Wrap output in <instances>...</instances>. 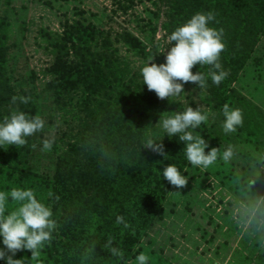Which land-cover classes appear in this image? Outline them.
<instances>
[{"label": "trees", "instance_id": "16d2710c", "mask_svg": "<svg viewBox=\"0 0 264 264\" xmlns=\"http://www.w3.org/2000/svg\"><path fill=\"white\" fill-rule=\"evenodd\" d=\"M141 1L123 0L120 8L127 12ZM153 2L158 9L157 17L162 15L164 19L162 28L168 37L198 12H213L215 20L209 27L224 30L226 48L220 62L229 75L209 94L214 102L209 107L211 110L201 109L207 121L192 130L207 142L216 126L211 123L210 112L219 110L223 114L225 103L232 109L238 108L235 89L228 90L225 86L237 80L249 62L257 66L261 61L254 53L264 35V0ZM11 3L12 0H4L5 5ZM78 15L79 18L67 19L61 31L40 30L45 49L53 57L45 70L49 80L44 90L56 101H63L65 111L71 113L75 122L72 135L67 139L61 137L47 151L51 156L47 171L31 163L37 145L38 150L42 148L40 132L26 137L27 144L23 147L5 146L7 150L0 147V191L9 192L13 187L33 189L37 199L51 208V218L57 222L51 241L45 244L39 257L33 260L31 251L22 250L13 259H23L24 264H135L155 219L162 218L170 196L177 190L163 178L164 168L174 164L182 175L191 179L186 192L204 189L206 181L201 177L205 178L207 172L188 162L185 144L179 141L178 134L169 138L156 125L162 113L182 112L190 105H185L177 96L161 100L154 91H149L141 75L143 66L133 73L129 57H120V49L114 47V42L138 57H146L154 49L147 51L137 36L125 30L113 41L110 30L101 29L84 12ZM15 24L2 13L0 5V123L14 111H23L29 117L37 115V86L24 87L21 83L16 86L10 75V52L16 46L11 42L12 33H16ZM199 71L207 73L208 67L197 64L192 69L193 74ZM32 78L36 79L34 73ZM207 83L208 88L215 86L210 77ZM13 96L30 99L27 104L19 100L13 103ZM68 96L72 97L69 102H75L72 110H67ZM148 134L157 140L165 135L162 143L166 159L143 147ZM246 142L255 144L250 136ZM262 149L251 160L264 166ZM209 151V147L205 149L206 154ZM39 158L42 159L40 154ZM249 186L255 190L253 221L259 224L264 221V187L256 190L259 186L252 183ZM13 206L9 197V210ZM117 215L123 216L129 227L117 225ZM262 226L264 229V222ZM109 237L113 239L112 247L123 251V259L114 257L104 247ZM4 248L0 237V249ZM258 249L264 264V245L258 243ZM0 264H6V260L0 259Z\"/></svg>", "mask_w": 264, "mask_h": 264}, {"label": "rangeland", "instance_id": "374dc122", "mask_svg": "<svg viewBox=\"0 0 264 264\" xmlns=\"http://www.w3.org/2000/svg\"><path fill=\"white\" fill-rule=\"evenodd\" d=\"M153 1L142 0L124 12L120 8L123 0H12L9 6L0 0L2 13L16 23L13 29L16 33L11 36V42L16 46L11 49L9 62L13 83L37 86V115L45 121L47 128L40 132L41 147L45 139H54V142H59L61 137L67 139L72 135L75 122L71 113L65 111L63 101H56L44 90V84L49 80L45 70L53 57L45 49L40 30L61 31L67 19L79 18L78 12H84L101 29L110 30L113 41L117 34L129 31L143 42L147 51L154 49L146 57H138L114 42V47L120 49L118 55L125 59L129 57L134 73L146 66L151 57L157 65L165 63L171 47L162 28L164 19L162 15L157 17L158 9ZM18 24L21 25L19 28ZM254 54L261 59L260 63L256 66L249 62L246 71L244 69L237 80L229 81L225 86L228 90L235 89V103L243 112V126L235 133L225 134L223 114L219 110L210 112L211 123L216 126L213 127V138L207 141L209 150L218 148L222 155L231 145L233 156L224 162L218 155L213 165L207 169L202 167L207 172L205 178L201 177L206 181L204 189L186 192L182 188L172 193L162 218L155 219L141 244L140 253L150 257L148 264H262L258 243L264 245V221L259 224L253 221L255 190L249 185L259 186L256 190L264 187V166L251 160V156L263 151L264 147V35ZM218 87L202 89L186 83L184 93L177 98L192 108L195 104L200 109L211 110L209 107L214 102L209 94ZM68 97L67 110H72L75 102H69L72 97ZM247 136L255 140L254 145L246 142ZM59 145L63 146L62 143ZM41 149L38 150L37 145L31 163L33 167L47 171L51 156ZM38 154L42 159H38Z\"/></svg>", "mask_w": 264, "mask_h": 264}, {"label": "clouds", "instance_id": "9594fccd", "mask_svg": "<svg viewBox=\"0 0 264 264\" xmlns=\"http://www.w3.org/2000/svg\"><path fill=\"white\" fill-rule=\"evenodd\" d=\"M214 20L213 12H198L172 32L168 37L171 47L165 57V63L157 65L152 62L154 57H151L141 69L143 82L149 91H154L161 100H170L184 93V84L188 82L203 89L208 86V77L216 86L226 79L229 73L220 62L221 53L226 48L223 42L224 30L209 27L210 22ZM197 64L201 67L207 66V73L199 71L193 74L192 69ZM29 99L17 96L11 98L13 103L19 100L24 104H27ZM222 113L225 117L222 125L225 134L235 133L238 127L243 126V112L240 108L232 109L225 103ZM207 119V115L202 114L200 107L193 109L189 106L182 112L162 113L156 125L169 138L178 134L179 141L185 144L184 151L188 162L193 166L207 169L217 161L220 149L211 148L206 154L208 143L200 134H194L192 131ZM44 128L45 121L41 116L29 117L23 111H14L10 117L5 116L0 123V147L5 150L9 146L23 147L27 144L26 137L41 132ZM163 137L157 140L152 134H148L143 147L166 159ZM53 143L54 139H45L41 150L51 151ZM32 148L35 149L36 145L33 144ZM232 156L233 146L229 145L219 158L228 162ZM162 173L163 178L177 189L187 186L188 177L182 175L174 164H169ZM9 197L14 205L11 210ZM52 215L51 208L37 199L33 189L13 187L9 192L0 191V237L3 238L5 246L4 249H0V259H5L6 264H24L23 259H13V256L22 250L31 251L33 260L39 257L45 244L51 241L52 231L57 227V222L51 218ZM116 224L129 227L121 215H117ZM112 244L113 239L109 237L104 247L109 249L114 257L123 259V251L118 247H112ZM149 259L148 255L141 252L136 256L135 264H148Z\"/></svg>", "mask_w": 264, "mask_h": 264}]
</instances>
